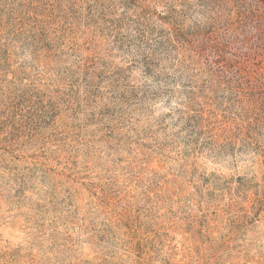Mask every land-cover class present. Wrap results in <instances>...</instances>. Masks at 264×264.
I'll use <instances>...</instances> for the list:
<instances>
[{"label":"rangeland","instance_id":"374dc122","mask_svg":"<svg viewBox=\"0 0 264 264\" xmlns=\"http://www.w3.org/2000/svg\"><path fill=\"white\" fill-rule=\"evenodd\" d=\"M0 264H264V0H0Z\"/></svg>","mask_w":264,"mask_h":264}]
</instances>
